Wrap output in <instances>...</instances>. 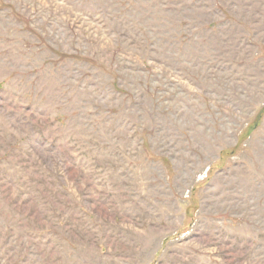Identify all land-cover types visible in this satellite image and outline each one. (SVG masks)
Returning <instances> with one entry per match:
<instances>
[{
    "label": "rangeland",
    "instance_id": "1",
    "mask_svg": "<svg viewBox=\"0 0 264 264\" xmlns=\"http://www.w3.org/2000/svg\"><path fill=\"white\" fill-rule=\"evenodd\" d=\"M0 264H264V0H0Z\"/></svg>",
    "mask_w": 264,
    "mask_h": 264
}]
</instances>
